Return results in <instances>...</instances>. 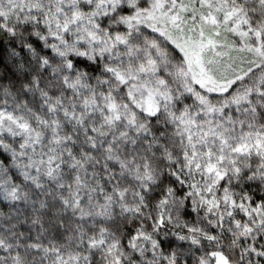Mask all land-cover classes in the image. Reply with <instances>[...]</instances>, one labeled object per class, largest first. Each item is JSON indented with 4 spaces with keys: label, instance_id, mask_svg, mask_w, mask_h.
I'll return each instance as SVG.
<instances>
[{
    "label": "snow or ice",
    "instance_id": "snow-or-ice-1",
    "mask_svg": "<svg viewBox=\"0 0 264 264\" xmlns=\"http://www.w3.org/2000/svg\"><path fill=\"white\" fill-rule=\"evenodd\" d=\"M0 264H264V0H0Z\"/></svg>",
    "mask_w": 264,
    "mask_h": 264
}]
</instances>
